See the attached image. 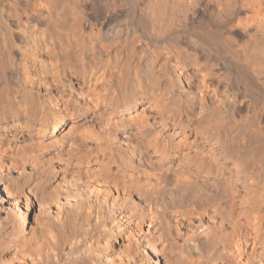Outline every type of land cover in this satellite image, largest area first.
Listing matches in <instances>:
<instances>
[{"label": "bare ground", "instance_id": "obj_1", "mask_svg": "<svg viewBox=\"0 0 264 264\" xmlns=\"http://www.w3.org/2000/svg\"><path fill=\"white\" fill-rule=\"evenodd\" d=\"M0 264H264V0H0Z\"/></svg>", "mask_w": 264, "mask_h": 264}]
</instances>
